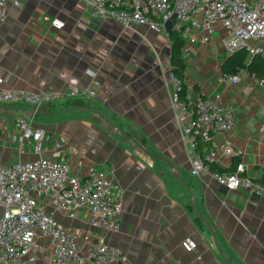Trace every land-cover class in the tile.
Listing matches in <instances>:
<instances>
[{
	"label": "crops",
	"instance_id": "obj_1",
	"mask_svg": "<svg viewBox=\"0 0 264 264\" xmlns=\"http://www.w3.org/2000/svg\"><path fill=\"white\" fill-rule=\"evenodd\" d=\"M20 1L18 7L9 0L0 17V77L7 89L52 91L60 98L56 115L39 110L34 118L44 131L41 153L27 144L21 152L11 141L17 117H31L32 107L0 103V160H63L81 177L90 168L105 170L121 192V231L92 226L87 208L71 216L44 197L39 206L82 242L91 233V241L118 247L126 264H264V195L249 187L229 190L209 170L193 174L190 162L193 153L216 148L213 162L222 170L243 162L249 177H264V88L250 75L238 83L223 79L222 65L234 52L223 45V28L183 52L185 99L190 106L201 97L217 100L233 110L235 126L193 149L192 132H185L173 108L169 34L139 26L145 37L139 36L114 19L93 17L80 0ZM77 97L95 102L122 132L141 138H126L96 112L62 105ZM222 144L244 154L225 155ZM187 238L195 248L184 246ZM20 259L54 264L49 239L39 237Z\"/></svg>",
	"mask_w": 264,
	"mask_h": 264
},
{
	"label": "built area",
	"instance_id": "obj_2",
	"mask_svg": "<svg viewBox=\"0 0 264 264\" xmlns=\"http://www.w3.org/2000/svg\"><path fill=\"white\" fill-rule=\"evenodd\" d=\"M9 0H0V17L7 15ZM93 17L114 19L125 28L141 34L139 26L154 33L166 32L165 23L175 14L172 29L185 39L184 52H188L197 41H209L217 27H222L226 36L223 45L229 51L246 49L250 57H264V0H80ZM13 4L21 7L20 0ZM52 24L62 28L64 22L53 18ZM202 34V35H200ZM139 35V34H138ZM172 82V101L178 122L185 132H192L190 141L193 149L198 138L210 141L216 134H227L235 126L232 109L209 97L198 98L193 106L180 99L183 81L169 69ZM250 75L255 83L264 88V76L250 72L248 66L238 68L235 73H224L223 79L238 83L243 76ZM78 91L74 90L73 95ZM60 95L52 91H30L7 89L0 77V103L24 104L32 107V116H19L11 141L24 144L41 153L44 131L34 125V118L41 106L58 101ZM225 155L242 156L244 148L233 149L222 144ZM218 149V148H217ZM216 148L206 153H193L192 173L209 170L219 184L229 190L249 187L264 195V177L256 181L246 174L240 162L235 171L219 173L212 171L208 162L217 155ZM264 176V175H263ZM44 197L60 209L75 211L87 208L92 226L121 231L123 203L121 192L103 169L90 168L81 177L72 174L70 166L63 160L38 157L4 164L0 160V264H23L21 257L29 254L39 237L48 238L54 264H126V255L116 246L91 241V233L84 242L72 229L62 225L55 215L44 211L39 202ZM184 246L191 250L196 242L187 238Z\"/></svg>",
	"mask_w": 264,
	"mask_h": 264
},
{
	"label": "trees",
	"instance_id": "obj_3",
	"mask_svg": "<svg viewBox=\"0 0 264 264\" xmlns=\"http://www.w3.org/2000/svg\"><path fill=\"white\" fill-rule=\"evenodd\" d=\"M169 38L171 39V61L174 65V72L178 75L179 78L182 79L183 81V90L180 93V99L184 101L185 103L188 104V102L185 99V92H186V69L187 65L185 63V58H184V51L183 47L185 45V39L183 38L182 34L173 30L172 33L169 34ZM243 66H248L250 72H255L258 76H264V57L261 55H256L254 57H250V53L242 48L234 51L233 53L230 54V56L225 60L223 63L222 67L225 71V73H235L237 72L238 68L243 67ZM58 102H53V103H47L41 106L39 109L43 113H47L49 115H56L57 106ZM62 105L65 108H68L70 106L74 107V110H79L80 107H94L98 109L100 112L103 113L101 106L96 104L95 102H92L91 100H86L84 98H71L68 100H65L62 102ZM104 114V113H103ZM106 115V113H105ZM108 116V115H107ZM109 117V116H108ZM110 118V117H109ZM112 121H114L113 118H111ZM121 128V126H120ZM122 129V128H121ZM129 133V132H127ZM130 137H140L141 135L138 133H135L134 131H131L129 133ZM136 138V139H137ZM198 141L200 142L199 149H203L201 145H205V140L203 138H198ZM207 164L209 168L214 171V172H219V173H231L234 172L235 170L232 171H224L222 170L218 165H216L214 162H208Z\"/></svg>",
	"mask_w": 264,
	"mask_h": 264
},
{
	"label": "water",
	"instance_id": "obj_4",
	"mask_svg": "<svg viewBox=\"0 0 264 264\" xmlns=\"http://www.w3.org/2000/svg\"><path fill=\"white\" fill-rule=\"evenodd\" d=\"M176 16L175 14L172 16V18L167 21L165 23V28L167 30V32L170 34L172 33L173 29H172V25H173V21L175 20ZM74 109V107L70 106L67 108V110H72ZM66 110V109H65ZM79 110L81 111H93V112H96L98 114H100L116 131H118L119 133H121L123 136H125L126 138H129V139H132L134 140L135 142H137L138 140L135 139V138H132L130 137V135L128 133H124L122 132L118 126L105 114H103L102 112H100L98 109L94 108V107H90V106H86V107H80ZM61 111H64V110H61ZM142 143H145V142H142ZM204 219V218H203ZM204 221L207 223V226L208 228H210L208 222L204 219Z\"/></svg>",
	"mask_w": 264,
	"mask_h": 264
},
{
	"label": "rangeland",
	"instance_id": "obj_5",
	"mask_svg": "<svg viewBox=\"0 0 264 264\" xmlns=\"http://www.w3.org/2000/svg\"><path fill=\"white\" fill-rule=\"evenodd\" d=\"M139 36H142V37L144 36L145 37V35H143V34H139ZM169 44L171 45V42H169Z\"/></svg>",
	"mask_w": 264,
	"mask_h": 264
}]
</instances>
